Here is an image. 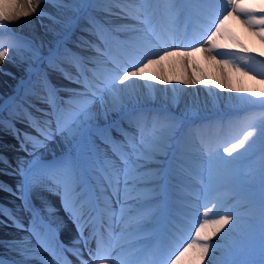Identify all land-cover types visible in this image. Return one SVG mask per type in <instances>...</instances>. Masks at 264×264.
Returning a JSON list of instances; mask_svg holds the SVG:
<instances>
[{
    "label": "snow or ice",
    "instance_id": "1",
    "mask_svg": "<svg viewBox=\"0 0 264 264\" xmlns=\"http://www.w3.org/2000/svg\"><path fill=\"white\" fill-rule=\"evenodd\" d=\"M47 2V0H45ZM63 0H55L53 7L62 4ZM143 9L135 10L139 19L145 17L144 22L156 21L160 18L167 20L168 28L165 36L153 31L152 35L160 42L162 48L159 52L144 51L136 53L130 51L129 58L121 60L112 54L111 48L96 52L102 59L87 60L91 67L78 68L76 75H66L65 79L75 87L59 91L49 85L48 110L42 111L45 127H37L33 122L29 126L37 132L32 136L27 132L14 129V136L20 143V151L31 157L25 160L22 157L15 159V166L3 154H0V163L11 172L5 175L18 176L15 186L0 182V191H5L21 201L16 209L0 206V216L10 220L18 230L28 233L36 240V247L23 248L27 243L23 238L20 241L9 242L10 250H16L26 260L38 259L41 251L53 254L55 249L66 252L75 257L76 264H132L131 255L126 253L124 246L109 247L106 243L105 231L112 228V217L101 220V205L107 207L109 198H117V186L122 185L126 193L130 188L139 189L140 194L131 201L127 212L128 223L124 229L135 240L129 243L134 247L137 243L148 244L153 238V230L158 227H168L171 221L168 217L169 201L165 195V173L159 161L168 159L170 135L161 133L151 140H145L142 133L134 135L123 127L125 112V96L129 97V83L137 80L151 81L168 85L182 83L185 86H215L225 89L229 84L231 91L232 68L241 72L239 66H233L228 59H217L221 54L243 53L245 57L255 56L264 63V48L257 50L249 47L244 38L236 30L243 29L253 38H258L264 45V0H140ZM163 5V8H161ZM123 11V10H122ZM43 14L39 7V0H27V4L19 0H3L0 2V32L4 27H10L14 22L27 18L33 14ZM193 19L203 21L197 30L191 27ZM182 24L184 39L191 40L190 44H168L167 40L178 39V28ZM19 41V42H16ZM16 41L4 45L0 43V62L12 57L18 49H23L31 56H35L36 49L29 42L17 37ZM197 54L205 60L214 62L222 70L220 79H211L202 70L196 59ZM175 58L176 62L185 68L186 75L171 80L164 75L167 65L165 61ZM27 62V60H25ZM156 67L160 75H149L147 70ZM191 68L190 73L187 69ZM255 79V77H253ZM264 84V80L260 81ZM243 93L254 95L261 105H264V91L252 89H239ZM257 132L248 131L242 139L230 143L228 146H218L208 152L209 173L211 175L217 160L230 163L227 157L238 150L251 147L254 139L264 140V118L258 125ZM105 128L107 138L96 135V130ZM116 132L120 140L111 136ZM59 136L66 148L59 156L43 158L39 149L45 147V142ZM96 141L106 145L113 159L105 154L100 156L96 148ZM31 144L33 151H28ZM226 154V155H225ZM117 161L120 167H117ZM155 165V167H151ZM58 196L60 209L63 210L67 220L59 218V211L50 204L41 200L37 208L36 200L43 194ZM211 204V207L209 205ZM202 218L196 217L191 221L190 236L186 243L177 244L169 254L166 264H213L209 259L210 253H222L223 259L219 264H240L238 255L244 250L242 241H228L229 233L235 230V222L240 217L237 209L225 208L224 201L219 197L206 195L203 205ZM25 212L29 216L26 226L23 218L17 213ZM122 212L124 209L121 210ZM227 214H224V213ZM215 218H209V216ZM124 217H121V222ZM0 223H4L0 220ZM71 224L76 229V237L71 246L64 245L57 239L58 234ZM106 226V227H105ZM174 227V225H171ZM227 229V231H225ZM223 233V235H221ZM215 238V242H214ZM223 242V247L221 243ZM29 253H37L36 256ZM261 253L264 255V209L261 219ZM65 264H72L67 256ZM0 264H16L15 261L6 262L0 258ZM40 264H49L41 259ZM261 264H264L262 260Z\"/></svg>",
    "mask_w": 264,
    "mask_h": 264
},
{
    "label": "rangeland",
    "instance_id": "2",
    "mask_svg": "<svg viewBox=\"0 0 264 264\" xmlns=\"http://www.w3.org/2000/svg\"><path fill=\"white\" fill-rule=\"evenodd\" d=\"M39 1L50 5L55 2V0ZM19 2L27 4V1ZM33 3L35 2L33 1ZM60 5V9L64 5L73 7L74 14L72 16L55 14L51 10L39 6L43 10V14L38 13L33 14L34 16H29L36 23L39 22L41 26L45 24L44 20L47 17H52L53 20L62 25L60 26L62 28L61 34L55 37L52 44L47 39L36 41V39L30 38L22 32H15L13 25L4 27L2 32H0V43L8 45L19 37L22 41L31 43L37 53L29 59L27 52L23 49H18L16 54L23 55L26 58L30 72L23 73L20 79L15 80L11 90L0 89V139L8 137L7 139L13 145L20 144L13 134L14 129L20 131L19 127L16 126L17 120L24 124L42 123L38 116L44 117L42 111L48 110L49 85L52 88L61 90L59 95L63 96L61 94L64 93L59 87L57 80L66 75H76L78 68L85 70L90 68L91 66L88 63H84L85 60L95 61L102 59V57L98 56L96 50L91 54L82 52V46L87 37L94 38L96 36V48H99L100 51L111 48L112 54L121 60L128 59L130 51H135L139 54L144 51L159 52L162 50L160 42L154 38L152 33L155 30L166 38L167 20L160 18L156 21L149 20L146 23L144 22L145 17L141 15L138 22H136L140 29L138 39L134 41L135 43H131L130 39L126 40L120 37L122 34L118 27L120 26L119 23L122 22L118 19L110 18L116 14L124 15L126 13L137 16L138 12L135 10L142 11L143 9V4L140 0H63ZM161 8H163V5H161ZM202 22V20L193 19L190 30L192 28L201 30L199 25ZM176 27L178 28L179 38L175 41L168 39L167 43H192L191 40L184 39L183 25L178 24ZM9 53L12 52L10 51ZM249 57L251 58L252 56ZM218 58L228 59L232 64L239 66L242 69L241 72L243 74L246 73L247 80L251 82H256L255 79L257 78L264 79V63L261 62L259 57L253 56L249 61L243 54L236 53L233 55L228 53L221 54ZM3 71L12 76L17 74L6 67ZM155 71H158L155 66L147 70V72ZM72 87L75 86L72 85ZM172 87L173 83L169 84L170 97L166 99L150 98L149 102L140 101L136 104L128 102V105H126L127 101H125V112L128 115L124 118L123 127L126 130L134 135L142 133L145 140H151L161 133H167L171 137L169 140L168 159L159 162L163 165L162 170L166 176L164 190L169 201V212L171 214L168 220L171 221V225H174V227L168 225L164 229L163 227L161 228L170 233L171 239H169L167 246L156 245L150 252L153 254L159 246L160 248L162 247L160 251L167 254V258L160 263L165 264L169 254L176 248L177 244L188 242L190 236L193 235L190 231L191 221L198 216L202 218L205 196L210 194L222 199L225 208L235 207L237 209L240 219L235 222V230L228 234L227 240L229 242L232 240L242 241L244 250L237 257L240 264H261L262 260H264V255L261 253V219L262 209H264V140L258 137L250 138V141L253 139L255 141L251 144V147L246 145V149L238 150L239 155L234 153L232 157H227L231 161L228 164H225L223 160H217L211 175L207 156L210 150H214L218 146H228L230 143L242 139L243 135L248 131L257 132L258 128L256 125L264 118V105H261L258 98L251 94H245L243 97L232 96V98H227V100L212 97L213 101L209 102L212 105L210 107L206 106L204 99H201V101L196 100L193 102L194 105L187 104L185 106L183 103L178 105L176 101L170 100L168 102L170 98L179 99L176 90H174L176 84ZM184 87H178V89L186 90ZM255 91L264 90L256 86L253 92ZM244 97L247 99L251 98V103L247 102L239 105L241 103L240 99ZM222 102L223 104H221ZM37 103L44 108L37 107ZM225 105L229 108L226 107L223 110H219ZM207 108L212 110L206 112ZM38 109L42 111H38ZM9 125H13L14 129L10 128ZM96 135L107 138L108 132L105 128H99L96 130ZM111 136L117 140L121 139L114 131L111 132ZM47 143L48 141L45 142V145ZM65 145L66 143L62 150L60 149L54 155L59 156L65 150ZM28 148H31L28 151H33L32 147ZM96 148L99 150L101 157L106 154L107 158L113 159L111 151L106 145L96 141ZM0 154H3L8 159L5 153L0 151ZM40 155L46 159L52 157V155ZM23 158L25 160L31 159L27 155ZM2 164L0 163V166ZM13 165L15 166V163ZM117 167H120L118 161ZM151 167H155V165ZM12 177L16 178L18 182V176ZM119 187L116 189H119L116 191L119 195L117 194V198H114L116 200H119L123 194H127V198L136 197L140 194L139 189L130 188L131 190L129 189L125 193L122 185ZM45 195L48 196L50 194L45 193ZM50 196L55 198V195ZM40 198H44V194ZM56 199L60 202L59 198L56 197ZM41 200L43 199H40V202ZM58 204L60 205V203ZM209 207H211V204ZM177 208H181L180 211L182 213ZM116 214L119 215L120 212H116ZM224 214L227 213L225 212ZM23 216L26 218L28 225V214L23 212ZM176 216L180 220L177 219L179 223L175 224L170 218H175ZM209 218L215 217L210 215ZM125 222H128V219ZM221 247H223V242ZM150 258L145 256L141 259L142 261L136 260L132 264H147ZM222 259V253L219 251L215 264H219Z\"/></svg>",
    "mask_w": 264,
    "mask_h": 264
},
{
    "label": "bare ground",
    "instance_id": "3",
    "mask_svg": "<svg viewBox=\"0 0 264 264\" xmlns=\"http://www.w3.org/2000/svg\"><path fill=\"white\" fill-rule=\"evenodd\" d=\"M0 1L3 2V0H0ZM19 1H27V0H19ZM33 1L35 3L37 2V0H33ZM39 6L42 8H47V9L51 10V12H54L55 14H61V15L63 14L65 16H68V15L72 16V14H74V8L70 7V6H66V5L62 6V9H60L61 5L53 7V4L50 5V4L44 3L42 1H39ZM31 16H34V15H31ZM110 18H112V19L115 18V19L120 20L122 23H119L120 26L118 28L120 30H122L123 33H125L123 36L124 37L127 36L126 40L130 39L131 43H135L134 41H136V39H138L139 32H140V29L138 28V23H136L138 20L136 18L130 19L128 16L122 15V14H118V15L116 14L114 17H110ZM44 23L45 24L43 26H41V24L39 22L36 23L34 20L30 19V17H27V18H23L21 20L14 22L12 25H13V30L15 32H19V33L22 32L26 36L36 39V41H40V40L42 41L43 39H47L52 44L55 37H57L61 34L62 28L60 26H62V25H60L57 21L53 20L52 17H47L44 20ZM236 30L239 32L241 37L246 40L249 47H255L258 51L261 50L262 48H264V45H261L259 43L258 38H253V37L249 36L247 33H245L243 31V29H241L239 27H237ZM66 32H68V31H66ZM140 39H143V38H140ZM84 44H85L84 45L85 51H88L89 53H91L96 48V46H95L96 42L87 40ZM9 56L12 57L11 60L7 59V60H4L3 62H0V89H2V90H3V88L11 90L12 86H14L15 80H18L23 75V73H25V71L27 69H29V65L27 64V62H25L26 58L23 55L21 56V55L15 54L13 56L12 53H9ZM196 59L198 60L200 66H201V70L206 75H208L209 78L220 79L222 77V70L217 65H215L214 62H212L210 60H205L203 58V56H201L200 54H197ZM217 59H219V58L217 57ZM165 64L167 65V67L165 69L164 75L167 78H169L171 80H175L176 78H179V77L183 78L186 75L185 68L182 65H180L178 62H176L175 58H170L168 61H165ZM232 65L236 66L235 64H232ZM5 67L11 69L12 71L16 72L17 74L13 75V76L6 74L5 71H3ZM191 71H192L191 68L187 69L188 73H190ZM148 74L149 75H160V71L158 69V71L148 72ZM247 79L248 78L246 77V73L243 74L242 72L241 73L236 72L235 67H233L232 68V75H231V85H230V87L232 89L231 91L228 90L229 84L227 83V81H223L225 83V89H223V90H221L215 86H208L207 87V86L201 85V84H197L196 86L184 87L185 85L183 86L182 83L173 82V87H174V84H176V87H174V90H176V92H177L176 94L178 95L179 99L174 100V99L170 98V99H168V102L170 100L174 101V102L176 101V103L178 105H181L183 103L186 106L187 104L194 105L193 102H195L196 100L201 101V99H204V101H205L204 103L206 104V106L210 107L212 105L209 102L213 101L212 97H217V99L219 98L222 100H227V98L230 99V98H232V96L243 97L247 93H243V92L237 91V90H239V89H252V90H254L256 86H257V88L264 90V84L260 83V81H262L264 79L257 78V79H255L256 82H251L250 80H247ZM170 84H172V83H170ZM168 87H169V84L164 85L161 83H153L151 81H144V80H137V81L130 82L128 92L131 93V96L129 97L126 93L124 94L125 101H127L126 105H128V102H132L133 104L139 103L140 101L149 102L150 98H154V99L164 98V99H166V98L170 97ZM178 87L179 88L184 87L186 90L178 89ZM247 95H250V94H247ZM240 100H241V103L239 105L246 104L247 102L251 103V98L247 99L244 97L243 99H240ZM196 103H198V102H196ZM221 104H223V102ZM226 107H227V105L222 106L219 110H223V108H226ZM211 108H209V109L207 108V110L206 109H204V110H206V112L211 111L212 110ZM227 108H229V107H227ZM198 109H200V108H198ZM203 112H205V111H203ZM17 122H19V121H17ZM20 124H22V123H20ZM22 126L25 129V131H23V132H27V133L31 134L32 136H37V132L35 131V129L33 127H30L29 125H23V124H22ZM37 127H40V126L37 124ZM44 127H45V125H44ZM6 143L11 144L6 139L5 140L0 139V149L4 150V152L9 155V158L11 159V161H15V159L17 157L23 158L26 155L25 152L19 150L20 146L17 148L16 151H14L15 150L14 147L16 145H13V147H10V145L5 146L4 144H6ZM64 144L65 143L62 142L61 137L57 136L56 139L48 141V143L46 144L45 147L40 148L39 154H42L44 156L45 155H54L60 149L62 150V147L64 146ZM29 147H31V145ZM5 172H11V169L6 168L5 166H4V168H0V176H2V178L7 180V184H10V185L16 184V181L11 177V175H5L4 174ZM117 194L119 195V193H117ZM48 196L44 194V198H40V199H43L44 201H46V203L50 204L54 209L58 210L59 201H57L56 197L57 198H59V197L55 196V198H52L50 195H48ZM0 198H2L4 201H12V199H14V196L8 192L0 191ZM134 198L135 197L126 198L123 195V197L120 198L122 202L120 204L121 208L119 209V211L124 209V211H123V214H124V213H127V209L129 207H135V205H130L129 203H127L128 201H131ZM40 199H37L35 201L37 208H39L41 206V203L40 204L38 203V201L40 202ZM110 203L111 204L113 203V198H109L107 200V207H104L103 205H101L102 214H103V212L108 213V211H109L108 206L110 205ZM118 206L119 205L116 203L115 207L118 208ZM177 207H180V206H177ZM177 209H179V208H177ZM59 218H63L64 220H67V217L62 216V214L61 215L59 214ZM178 220H180V219H178ZM115 221L112 225L113 228H112L111 236L109 237L108 233H106L107 231H105V238L107 239V237H108V239H109L108 241H109V243L112 244L113 248L118 247V246H124L126 253L131 255V260L133 262L136 259V256L138 253V251H136V249L139 248V251H142L144 249V247L146 246V244L137 243L134 247H130L129 243L131 241L135 240V237L132 235H129L127 232L124 231L127 223H125L124 221L121 222L119 219H118V221H116V222ZM158 229H159V227L157 229L153 230V238L151 239V241L156 240V236L160 235L157 232ZM161 233L163 234V231H161ZM59 235H60V238L62 240V243L63 242L65 243L64 245L71 246V241L76 237V229L69 223L67 228L62 230ZM21 238H23L25 241H27V243L22 245L23 248L32 249V248L36 247L35 239H32L28 235V233L20 231L17 228H14L12 226L10 228L0 226V256H3V258L7 259L8 262L15 261L16 264H40L41 259L47 260L49 262V264H63V260L60 259V257L56 253L53 254L52 257H46V256H43L39 253L38 259L26 260L25 256L20 255L18 251L10 250L8 247L9 242L20 241ZM167 238H169V237H167ZM135 251H136V253H135ZM218 254H219V251L216 252L215 256H212L210 253L209 259L212 260L213 264L216 263L217 258H218ZM29 255L36 256L37 253H29ZM68 256H70L73 261H76L75 257L71 256L70 254ZM150 256H151V260H152L150 262V264H158V262H159V264H161L160 263L161 259L156 260V258H157L156 254H154L153 256L152 255H150Z\"/></svg>",
    "mask_w": 264,
    "mask_h": 264
},
{
    "label": "flooded vegetation",
    "instance_id": "4",
    "mask_svg": "<svg viewBox=\"0 0 264 264\" xmlns=\"http://www.w3.org/2000/svg\"><path fill=\"white\" fill-rule=\"evenodd\" d=\"M28 70V69H27ZM27 70L25 72H27ZM30 72V70H28V73ZM20 79V78H19Z\"/></svg>",
    "mask_w": 264,
    "mask_h": 264
}]
</instances>
